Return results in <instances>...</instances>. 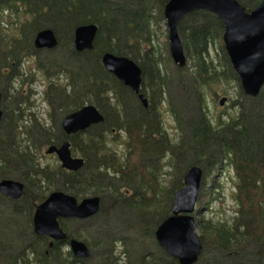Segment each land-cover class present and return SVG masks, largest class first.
<instances>
[{"label":"trees","instance_id":"obj_1","mask_svg":"<svg viewBox=\"0 0 264 264\" xmlns=\"http://www.w3.org/2000/svg\"><path fill=\"white\" fill-rule=\"evenodd\" d=\"M167 1L0 0V180L24 185L19 200L0 195V264H178L158 247L154 232L170 215L173 193L191 166L203 172L196 203V213L204 216L196 221L201 252L194 264H264V84L256 97L239 89L226 120L200 114L204 89L238 82L223 50V24L204 11L181 18L177 33L188 63L179 68L165 44L155 45L161 28L166 32ZM236 1L249 12L260 0ZM90 24L96 26L92 50L76 52L73 31ZM40 28L56 37L50 52L32 45ZM104 53L139 67L146 109L103 69ZM33 56L47 80L45 123L31 112L35 92H20L18 85L21 76L32 74L22 63ZM62 68L69 76L65 85L57 79ZM156 102L179 111L183 128L175 120L171 135ZM84 104L93 105L102 121L66 137L60 121ZM117 135L124 138L121 147ZM63 140L83 160L77 172L63 170L57 160L40 164L42 149ZM225 169L235 179L230 219L220 215L224 196L215 178ZM173 172L166 182L163 177ZM55 190L101 201L91 218L59 220L66 239L49 247L48 238L33 233L32 215ZM72 238L87 246L88 259L72 256Z\"/></svg>","mask_w":264,"mask_h":264},{"label":"water","instance_id":"obj_2","mask_svg":"<svg viewBox=\"0 0 264 264\" xmlns=\"http://www.w3.org/2000/svg\"><path fill=\"white\" fill-rule=\"evenodd\" d=\"M196 11L213 14L223 24L221 41L232 70L238 78L242 93L247 97H256L264 84V0L255 8L246 12L236 0H168L163 14L167 30V51L171 62L182 68L185 66L183 46L177 34V25L181 18ZM96 26L81 25L73 31V47L76 52L92 50ZM56 39L49 29L40 31L34 38L36 49H53ZM103 69L120 84L137 93L140 86V69L131 60L110 53L100 58ZM1 99V95H0ZM143 107L146 99L138 95ZM225 98L218 101L219 106ZM2 112L0 109V118ZM102 121L101 115L92 105H84L77 111L67 114L60 123L66 136L83 132L90 126ZM55 154L60 167L76 172L83 166V160L72 158L69 142L58 146L50 145L44 154ZM203 172L198 166H191L182 177V186L174 191L170 215L157 226L154 238L158 247L178 264H194L201 252V243L196 231V203ZM23 183L12 179L0 180V195L9 200H19L23 195ZM100 198L87 196L77 200L75 197L52 191L34 207L32 230L36 236H44L53 242L62 243L66 235L59 226V220H85L98 212ZM68 250L79 260L89 258L87 246L79 240L69 239Z\"/></svg>","mask_w":264,"mask_h":264},{"label":"rangeland","instance_id":"obj_3","mask_svg":"<svg viewBox=\"0 0 264 264\" xmlns=\"http://www.w3.org/2000/svg\"><path fill=\"white\" fill-rule=\"evenodd\" d=\"M163 31V30H162ZM164 35V33H161L159 37H157V41L155 42V45L157 48H161L162 44L166 45L167 48V42L166 39L161 36ZM223 46V44H222ZM212 49H210L211 52ZM168 52V51H167ZM170 58V57H169ZM171 60V59H170ZM188 63V60L186 58V63ZM237 81V80H236ZM238 83V86H237ZM235 81H228L226 83H219V84H214L210 85L208 88L204 89L203 92L201 93L199 99L200 102L198 104L199 106V113L204 114L205 118L213 119V118H219L220 120H226L230 115L234 113L233 110V100L236 99V94L237 92L242 90L240 88L239 82ZM43 86L39 79H35V85L32 86V90L35 92L34 99L32 98L33 101L36 100L34 103V108H32L31 112L36 114V117L38 120L42 121L43 123L46 122L47 120V107L41 102L42 101V92ZM43 90V91H42ZM243 94V93H242ZM244 95V94H243ZM221 98H226L225 102L223 103L222 106H219L218 101ZM244 104V103H243ZM168 110L167 106L164 105L162 107V112H164V123L167 124L168 126L172 127V124H175V120L181 121L182 128L184 125L183 122V115L179 111H176V113L170 111V115L168 112H165ZM173 110V109H171ZM182 110V109H181ZM197 111V110H195ZM184 130H181L180 133L183 134ZM169 133H172V129L169 131ZM54 161V156H47L45 158H42V164L43 163H50V165L53 164ZM170 171V169H168ZM218 175V176H217ZM215 178L219 179V184L221 185L222 192H223V207L220 209V215L223 218H231V215L233 214L235 210V203L231 196L234 193V174L232 170L225 169L224 171H221L219 174H217ZM175 173L173 172L171 175H166L163 177L166 182H169L172 180L171 178H174ZM211 178H213L211 176ZM216 179V180H217ZM214 180V181H216ZM216 209V207H214ZM217 212V210H215ZM204 219V216L201 215L200 213L197 214L195 213V221H200ZM76 226V225H75ZM197 236L199 234L197 233ZM199 238V237H198ZM200 240V239H199ZM201 243V242H200Z\"/></svg>","mask_w":264,"mask_h":264},{"label":"flooded vegetation","instance_id":"obj_4","mask_svg":"<svg viewBox=\"0 0 264 264\" xmlns=\"http://www.w3.org/2000/svg\"><path fill=\"white\" fill-rule=\"evenodd\" d=\"M168 2V1H167ZM166 5V4H165ZM164 10V9H163ZM26 15H32V14H34L33 12H26L25 13ZM163 17H164V14H163ZM28 22V21H27ZM45 28H40V29H38L34 34H33V37H32V45H33V41H34V38H35V36L40 32V31H42V30H44ZM166 29V28H165ZM50 30V29H49ZM163 29L161 28V31H160V34L161 33H164L163 31H162ZM52 31V30H51ZM166 32H167V30H166ZM164 33V35H166V42H167V33ZM53 33V32H52ZM159 34V35H160ZM54 35V34H53ZM55 37V36H54ZM159 37V36H158ZM55 39H56V37H55ZM57 41V40H56ZM157 41V39H155V42ZM57 43V42H56ZM182 44V43H181ZM73 45V44H72ZM183 46V45H182ZM34 47V46H33ZM56 47V46H55ZM55 47L53 48V49H55ZM36 49V48H35ZM53 49H37V50H44V51H52ZM173 64V63H172ZM22 65L23 66H28V67H31L32 68V74L28 77V78H23L22 76L20 77V80L21 81H19L18 82V85H19V87H20V92L22 91L23 93H24V91L25 90H27V91H29V90H31V88H32V86H34L35 85V79H39V81H40V83L42 84V85H44L45 84V82L47 81L46 79H45V77L43 76V74H42V72H41V70H39V67L37 68V69H35V65H36V62H35V57L33 56V57H31V58H28V59H24L23 60V63H22ZM38 65V64H37ZM174 65V64H173ZM66 70H64V68H62L60 71H59V74H58V76H57V79H58V82L60 83V84H62V85H65V81L67 80V78H69V76H65V74H63L64 72H65ZM167 76L168 75H165V78H167ZM172 76H170V78H171ZM118 82V81H117ZM119 83V82H118ZM118 85V84H117ZM68 87V86H67ZM129 89V88H128ZM130 90V89H129ZM141 90H142V87H141V85L139 86V91L137 92V93H134V92H132L131 90H130V92L133 94V96L136 98V100L140 103V105L142 106V104H141V102H140V100L138 99V95H142L145 99H146V102L148 103V99H147V97L144 95V94H141L142 92H141ZM141 92V93H140ZM30 94H31V92H30ZM23 96V95H22ZM31 98V97H30ZM34 103L36 102V100L35 101H33ZM46 107H47V109H48V106L46 105V103H45V99H43L42 101H41ZM156 103H160V102H156ZM84 105H90V104H84ZM83 105V106H84ZM82 106V107H83ZM93 106V105H92ZM164 105L162 104V103H160V106H159V108H160V110H162V107H163ZM143 107V106H142ZM146 107H147V105H146ZM146 107H143L144 109H146ZM34 108V107H33ZM80 109V108H79ZM77 111V110H76ZM161 112V119H162V123H163V127L165 128V129H168L169 131L172 129V127H174L175 126V124H172V127H170V126H168L167 124H165L164 123V112H162V111H160ZM165 112H168L169 113V115H170V112H169V110H166ZM171 116V115H170ZM65 117V116H64ZM63 117V118H64ZM63 118H62V120H63ZM61 120V121H62ZM61 121H60V123H61ZM60 129H61V127H60ZM62 131V130H61ZM63 132V131H62ZM84 132V131H83ZM174 132V130L172 129V133ZM78 133H81V132H77V133H75V134H78ZM172 133H171V135H172ZM64 134V133H63ZM75 134H72V135H69V136H73V135H75ZM65 135V134H64ZM66 136V135H65ZM69 136H66V137H69ZM116 139H117V141L119 142V145H120V147L122 146V141H123V137L121 136V135H117V137H116ZM63 141H68V140H63ZM62 141V142H63ZM69 142V141H68ZM59 145V144H58ZM58 145H55V146H58ZM50 146V145H49ZM48 147V146H47ZM47 147H45V148H43L42 149V151H41V157H40V164L41 165H50V163H43L42 164V158H45V157H47V156H54V161H56L57 160V158H56V155L53 153V154H50V155H47V154H44V150L47 148ZM69 150H70V154H71V157L72 158H80V157H77V156H73L72 155V152H71V145H70V142H69ZM80 159H82V158H80ZM54 161H53V163H54ZM80 170V169H79ZM66 171V170H65ZM67 172H69V171H67ZM77 172V171H76ZM77 200H79V199H77Z\"/></svg>","mask_w":264,"mask_h":264},{"label":"bare ground","instance_id":"obj_5","mask_svg":"<svg viewBox=\"0 0 264 264\" xmlns=\"http://www.w3.org/2000/svg\"><path fill=\"white\" fill-rule=\"evenodd\" d=\"M223 50H224V48H223ZM183 51H184V48H183ZM225 52V51H224ZM184 56H185V58H186V53H185V51H184ZM230 64V63H229ZM231 66V65H230ZM183 68V67H182ZM263 86V85H262ZM95 215V214H94ZM93 215V216H94ZM66 248V247H65Z\"/></svg>","mask_w":264,"mask_h":264}]
</instances>
